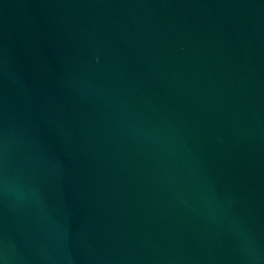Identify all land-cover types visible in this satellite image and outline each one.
<instances>
[{
  "label": "water",
  "instance_id": "1",
  "mask_svg": "<svg viewBox=\"0 0 264 264\" xmlns=\"http://www.w3.org/2000/svg\"><path fill=\"white\" fill-rule=\"evenodd\" d=\"M0 264H264V0H0Z\"/></svg>",
  "mask_w": 264,
  "mask_h": 264
}]
</instances>
